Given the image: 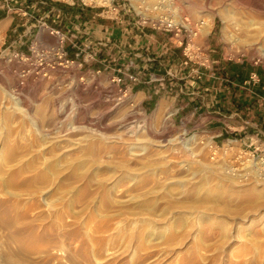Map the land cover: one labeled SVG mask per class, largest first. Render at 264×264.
Instances as JSON below:
<instances>
[{"label": "rangeland", "instance_id": "374dc122", "mask_svg": "<svg viewBox=\"0 0 264 264\" xmlns=\"http://www.w3.org/2000/svg\"><path fill=\"white\" fill-rule=\"evenodd\" d=\"M175 1L207 22L201 42L264 73V0ZM234 107L224 113L243 127L250 115L230 116ZM253 122L248 133L264 140ZM245 130L223 142L146 111L85 67L28 75L21 101L0 88V264H264V172L245 163Z\"/></svg>", "mask_w": 264, "mask_h": 264}, {"label": "crops", "instance_id": "0c3cea01", "mask_svg": "<svg viewBox=\"0 0 264 264\" xmlns=\"http://www.w3.org/2000/svg\"><path fill=\"white\" fill-rule=\"evenodd\" d=\"M5 1L18 11L19 8L23 13L26 10L30 17L21 15V10L9 12ZM97 14L98 11L85 9L79 4H61L52 0L46 4L42 0H0V46L11 45L23 51L25 43L31 39L28 37H33V31L40 27L42 20H46L69 34V56L76 58L77 50H83L78 60L83 62L82 67L86 70L102 69L103 73L112 75L118 68L130 65L129 73L138 77L137 82L131 83L132 95L139 99L146 111L170 112L175 122L191 128L203 127L212 131L214 136L224 137L223 142L232 135L228 133L237 128L246 129L247 141L253 138L248 133V128L254 125L253 120H260L264 127V104L253 99L242 85L256 69L261 74V82L255 90L259 97H264L263 70L228 61L217 52L218 47L209 42L210 48L215 47L210 50L217 66L197 80L190 68L183 64L181 48L173 44L168 34L135 25L131 14H126L124 22L115 21L117 25L104 21L97 23ZM87 51L94 54L93 59L84 58ZM232 107L236 111L230 116L239 117V107L250 115L243 127L233 125L241 124L240 120L225 115L226 109Z\"/></svg>", "mask_w": 264, "mask_h": 264}, {"label": "built area", "instance_id": "2783aa9c", "mask_svg": "<svg viewBox=\"0 0 264 264\" xmlns=\"http://www.w3.org/2000/svg\"><path fill=\"white\" fill-rule=\"evenodd\" d=\"M47 1L42 0L45 4ZM52 1H59L69 5L79 4L83 8L100 7L102 10L98 12V16L109 17L120 23L124 22L120 12L121 9H125V12L128 13L134 12L135 17L132 20L135 25L151 27L154 30L169 35L173 44L181 48L183 64L190 68V72L198 80L204 78L207 70H213L215 65H217L211 58L210 48L199 40L203 34V29L206 27L204 19L193 22L188 16L182 14L175 0H155L151 4L143 0L139 7L130 3V6L124 4L123 8L115 3L116 0ZM4 5L7 6L9 12L13 11L15 13L21 10V15L30 17L26 10L23 13L22 8H19L20 10L18 11L15 6L8 4L6 1ZM40 24V29L29 44V54L13 48L11 45L5 47L0 46V88L10 90L14 98L20 101L23 85L28 75L47 76L50 71L58 67L69 68L72 66H83V62L78 60L81 52H83L82 49L77 50L78 52L75 54L76 58L68 54L67 46L70 44V36L68 33L50 25L46 20H42ZM43 32L55 37V44H47L42 37ZM18 40H21V38ZM84 58L87 60L93 59L94 54L91 51H87ZM240 61L243 62L241 59ZM23 64L25 66L24 68ZM130 70L131 66L127 65L118 68L116 72L110 75L111 83L117 86L121 97L129 96L132 93L131 83L138 81L136 75L129 73ZM9 72L16 77L15 84L11 86H8L4 80L7 78V73ZM89 72L95 76H101L103 74L102 69L89 70ZM260 82L261 74L257 70H252L242 85L250 92V96L253 99H257L258 102L264 104V97H259L255 90V87ZM233 141L234 139L232 138L227 139V143ZM249 146H254V149L248 154L250 156L246 158L247 161L245 163L249 162L248 168H254L258 172H264V140L258 138L255 141L253 138H250ZM239 156L245 159L244 153H241Z\"/></svg>", "mask_w": 264, "mask_h": 264}, {"label": "bare ground", "instance_id": "6f19581e", "mask_svg": "<svg viewBox=\"0 0 264 264\" xmlns=\"http://www.w3.org/2000/svg\"><path fill=\"white\" fill-rule=\"evenodd\" d=\"M108 1H110V0H108ZM138 6H139V5H138ZM204 21H205V20H204ZM205 24H206V27H207V22H206V21H205ZM206 27H205V29H206ZM205 29H203V32L205 31ZM129 118H130V116L127 117V119H129ZM128 121H130V120H128ZM121 123H122V122H121ZM132 123L135 124L133 121H132ZM122 124H123V123H122ZM130 125H131V124H130ZM131 126H132V125H131ZM123 127H124V126H123ZM126 128H127V127H126ZM128 128H129V127H128ZM130 128H131V127H130ZM173 140H174V139H169V140H168V144H173V143H172V142H174ZM183 142L187 144V143H188V140H183ZM174 144H175V143H174Z\"/></svg>", "mask_w": 264, "mask_h": 264}]
</instances>
